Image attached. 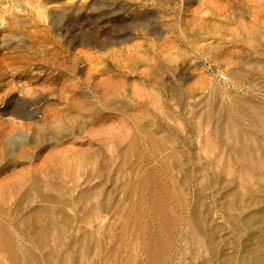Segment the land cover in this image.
<instances>
[{
    "label": "rangeland",
    "instance_id": "rangeland-1",
    "mask_svg": "<svg viewBox=\"0 0 264 264\" xmlns=\"http://www.w3.org/2000/svg\"><path fill=\"white\" fill-rule=\"evenodd\" d=\"M0 264H264V0H0Z\"/></svg>",
    "mask_w": 264,
    "mask_h": 264
}]
</instances>
